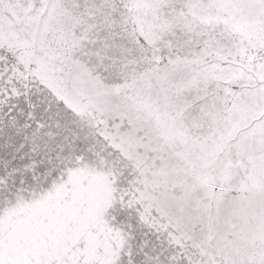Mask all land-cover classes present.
Masks as SVG:
<instances>
[{"label":"snow or ice","instance_id":"snow-or-ice-1","mask_svg":"<svg viewBox=\"0 0 264 264\" xmlns=\"http://www.w3.org/2000/svg\"><path fill=\"white\" fill-rule=\"evenodd\" d=\"M0 264H264V0H0Z\"/></svg>","mask_w":264,"mask_h":264}]
</instances>
